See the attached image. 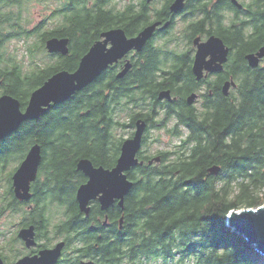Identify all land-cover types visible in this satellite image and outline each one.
<instances>
[{
	"label": "trees",
	"instance_id": "trees-1",
	"mask_svg": "<svg viewBox=\"0 0 264 264\" xmlns=\"http://www.w3.org/2000/svg\"><path fill=\"white\" fill-rule=\"evenodd\" d=\"M31 1L0 0V96L7 90L19 96H16L18 99H23L31 96L32 91L54 73L76 70L81 57L96 42L91 46L84 40L77 42L79 31L86 33L84 28L88 26L101 29L104 25L100 24L116 21L105 6V0H73L69 7H61L50 14L53 17L61 15V22L49 28L45 18L30 27L32 20L23 16V10ZM36 1L44 4L46 9L51 8L50 0ZM117 11L112 12L116 14ZM125 15L127 13L115 17ZM33 36H37L38 40L26 46L32 70L25 72L17 54L8 55L9 46L6 44L17 39L27 41ZM52 37H67L72 55L44 51L45 41ZM40 52L44 55L43 59L38 58ZM240 93L234 104L220 96L217 113L211 110L204 119L194 108H188L181 115L188 132L183 138L181 151H161V163L149 164L144 160L143 165L134 167L133 178L128 173L134 187L122 207L126 217L123 229L117 232V236L102 237L99 241L101 248L100 244H93V250H98L96 254L101 249L107 253L109 250V264H122L125 254L134 264H142V259L154 261L160 258L169 263L178 255L180 260L177 264L190 256L194 259L193 264H264L262 255L226 224V217L232 209L264 205V193H261L264 188V69L250 68V76L242 79ZM74 99L58 105L61 110L55 117L49 114L36 123L32 119L27 120L13 135L0 140V164L10 150L24 144L31 147L38 142L43 151L42 143L44 148L53 143L50 150L57 151L53 159L61 168L60 186L51 194L47 189L41 191L43 195L58 197V200L68 203L67 200L76 196L82 184L78 183L84 177L76 171L77 167L75 169L80 156L99 157L100 164L109 160L101 153L105 150L104 136L107 137L110 130L97 124L84 126L85 118L93 117L94 110L83 114L76 122L70 115L62 116L72 112L76 106L81 113L84 112L78 101L82 99V94ZM95 107L103 112L104 106ZM72 132H76L74 137ZM171 132L175 137L182 135L177 130ZM49 139L53 140L49 142ZM145 144L149 148V138ZM44 153L47 156V151ZM138 157L140 161L145 159L140 152ZM153 158L151 156L149 160ZM215 164L223 168L219 175H213L208 170ZM115 205L121 207L118 202ZM95 245L99 249H95Z\"/></svg>",
	"mask_w": 264,
	"mask_h": 264
},
{
	"label": "flooded vegetation",
	"instance_id": "flooded-vegetation-1",
	"mask_svg": "<svg viewBox=\"0 0 264 264\" xmlns=\"http://www.w3.org/2000/svg\"><path fill=\"white\" fill-rule=\"evenodd\" d=\"M50 2L52 12L55 13L61 7H69L73 0ZM120 2L123 3L121 6L118 5ZM177 2L179 5L182 3L180 8H174ZM105 6L110 9V14L116 21L100 24L104 25L101 29L85 27L86 33L79 31L77 42L84 40L85 43L90 42L91 46L95 41L106 38L103 32L118 28L124 29L126 37L132 39L145 28L155 26L141 48L134 47L126 51L109 64L97 79L70 98L71 100L82 94V99L78 101L83 107V113L76 106L72 112L62 115H70L76 122L80 116L94 110V116L85 118V124L83 121L81 123L85 127L97 124L103 129L106 126L110 130L109 135L104 136L105 150L101 153L102 157L106 155L109 159L108 163H98V156L96 159L80 156V159H91L95 166L103 165L112 169L121 154L124 138L135 135L141 120L146 123L140 151L145 156L143 160L147 163L151 156H160L162 159L161 151H154L152 154L145 144L148 138L151 140L152 132L158 129H165L167 133L180 131L183 143V131L187 129L182 116L188 108H194L202 119L211 110L216 114L220 96L234 104L241 94L242 79L250 76V68L264 69V57L258 67H252L247 59L248 54L257 53L264 45V0H105ZM113 10L118 11L113 14ZM126 13L120 18L115 17ZM211 37H219L224 41L229 48L227 59L222 65L220 61L217 65L215 57L208 54L204 59L203 75L198 79L193 67L199 44L207 42ZM112 44L106 43L107 48H111ZM43 49L46 50L45 44ZM71 49L73 53V41ZM226 83L230 84L228 94L224 91ZM163 91H169L171 99L161 98ZM5 93L17 96L7 90H4L3 94ZM193 93L197 94V98L193 104H189L188 97ZM29 97L30 95L20 99L22 108L27 106ZM95 106H104L103 112H99ZM60 110V106H57L34 121H42L49 114L55 117ZM173 121L174 127L168 128ZM75 134L76 132H72V137ZM52 140L49 139V142ZM52 144H47L44 148L42 143V169L36 180L31 182L30 198L16 195L12 176L6 189L0 178L2 264H82L88 260L109 264V250L107 253L105 249H101L96 254L98 250H93V244H100L102 237L117 236V232L122 231L120 220L126 218L123 208L115 205L103 209L99 195L90 201L92 210L90 215H86L77 196L67 200L68 203L66 200H58V197L43 195L41 190L47 189L51 194L53 189L60 186L61 168L53 159L57 151L50 150ZM30 148L27 146L22 160ZM153 163L159 164L161 160H154ZM135 168L129 171L131 178ZM76 171L84 176L78 185L90 180L82 170ZM61 242L64 245L60 248L59 256L55 257L53 253H48L46 257L43 255L45 249L55 248ZM94 248L99 249V246L95 245Z\"/></svg>",
	"mask_w": 264,
	"mask_h": 264
},
{
	"label": "water",
	"instance_id": "water-1",
	"mask_svg": "<svg viewBox=\"0 0 264 264\" xmlns=\"http://www.w3.org/2000/svg\"><path fill=\"white\" fill-rule=\"evenodd\" d=\"M182 1V0H181ZM181 5L177 4L174 8ZM155 25L145 28L140 35L135 38L128 39L124 29H112L103 33L106 38L100 40L85 54L78 68L72 72L62 70L54 74L43 86L32 91L27 106L23 109L20 99L12 94L5 93L0 96V105L3 106V116L0 118V140L6 138L11 133L17 131L21 125L27 120H36L40 118L49 107L59 104L69 99L76 91L87 86L103 71L110 63L117 60L124 54V51L131 48H141L146 39L151 35ZM112 42V47L106 51V43ZM69 39L67 37H52L45 41V46L51 52L61 51L69 54ZM229 48L219 37H211L207 42L199 44L195 64L193 70L198 79L203 75L204 59L208 54L215 57V62L222 63L227 59ZM219 54V55H218ZM264 57V45L257 53L247 55L249 64L252 67H258L261 59ZM219 65V66H221ZM218 68V67H217ZM230 84L226 83L224 91L228 94ZM161 98H170L169 91H163ZM197 98V94L193 93L188 97L189 104H193ZM171 99V98H170ZM146 128L144 121L138 122V129L133 138H129L124 142L122 147V155L117 165L113 169H104L103 167L95 168L92 162L82 158L79 161V169L90 177L86 184H82L77 192V198L83 210L89 212V202L100 195L102 208H107L113 201V198H121L120 204L124 206L125 196L133 189L134 182L129 180L126 171H129L135 164L140 163L136 154L141 147L143 133ZM23 164L14 175V185L16 195L20 198H30L31 182L37 176V170L41 161L40 146L32 147L25 157ZM155 161H160L161 157L157 156ZM150 160L149 163H153ZM141 161V165L144 164ZM222 166L215 164L208 170L213 175H219ZM123 218H121V225ZM227 226L232 231L243 236L248 244L254 247L264 259V205L259 207H243L240 209H232L226 217ZM60 252L59 246L56 250H45L43 255L46 257L48 253H53L55 257ZM0 264L2 260L0 259ZM83 264H98L94 260H90Z\"/></svg>",
	"mask_w": 264,
	"mask_h": 264
},
{
	"label": "rangeland",
	"instance_id": "rangeland-1",
	"mask_svg": "<svg viewBox=\"0 0 264 264\" xmlns=\"http://www.w3.org/2000/svg\"><path fill=\"white\" fill-rule=\"evenodd\" d=\"M123 3H119L118 5L121 6ZM55 6V5H54ZM52 13V7L50 9H46L45 5L40 3L39 1L33 0L29 2L27 5H25V8L23 10V16L25 18H30L32 20L30 27H32L34 24L40 23L43 19L47 18V27L51 28L54 23H57V21L61 22L63 17L61 15H56V16H51L50 14ZM38 40L37 36H33L29 38L27 41L24 39H17V40H12L11 42L7 41L6 46H9L7 48V53L14 55L17 54L18 58L22 60V68L25 72L32 70V67L28 64L30 53L26 49V46L28 44H32L35 41ZM38 58L43 59L44 55L42 52H40V55ZM18 61L21 63V61ZM1 65L4 67V65L1 63ZM35 65V64H33ZM33 86V85H32ZM174 127V121L170 124L168 128H173ZM187 131L184 130V135L183 138L186 136ZM129 138V137H128ZM158 138V139H157ZM125 139H127L125 137ZM149 141V149L151 153L153 154L154 151H171L172 153L175 151H181V145L183 144L182 138L181 137H174L172 133L166 132L165 129H158L154 132H152L151 137ZM179 146V147H176ZM26 149L27 145H22L20 148L16 150H12L5 159V161L0 164V178L2 180V184H5V189L8 188V183L9 180L11 179L12 174L14 173L16 167L19 166L21 163L22 158L26 154ZM183 150V149H182ZM175 156V155H174ZM261 193H264V188L261 190ZM127 250V248H126ZM142 259V264H177L180 260L179 255L176 256L175 260H171L169 263H166L163 261V259H158L154 261H143ZM194 259H192V256L188 257L185 259L182 263L180 264H193ZM122 264H134L128 257V255H124L122 259Z\"/></svg>",
	"mask_w": 264,
	"mask_h": 264
},
{
	"label": "bare ground",
	"instance_id": "bare-ground-1",
	"mask_svg": "<svg viewBox=\"0 0 264 264\" xmlns=\"http://www.w3.org/2000/svg\"><path fill=\"white\" fill-rule=\"evenodd\" d=\"M107 31H109V30H107ZM107 31H105V32H107ZM105 32H103V33H105ZM152 32H153V31H152ZM98 41H100V40H97L95 43H97ZM95 43L90 47V49L95 45ZM68 46H69V45H68ZM142 46H143V45H142ZM46 49L48 50L49 53H53V54H54V53H60V54H62V55H68V54H64V53L61 52V51H54V52H51L48 48H46ZM90 49H89L85 54H87V53L90 51ZM109 49H110V48H107V46H106V51H107V52H108ZM131 49H132V48H131ZM126 51H128V50H126ZM126 51H124V53H125ZM69 53H70V48H69ZM85 54H84V55H85ZM84 55H83V56H84ZM83 56H82V57H83ZM82 57H81V58H82ZM80 60H81V59H80ZM115 61H116V60H115ZM113 62H114V61H113ZM113 62H110L109 64H111V63H113ZM79 64H80V63H79ZM109 64H108L107 66H109ZM78 66H79V65H78ZM107 66H106L105 68H107ZM105 68H104L103 70H105ZM60 71H62V70H60ZM67 71H68V70H67ZM58 72H59V71H58ZM70 72H71V71H70ZM102 72H103V71H102ZM102 72H101L100 74H102ZM56 73H57V72H56ZM56 73H54V74H56ZM54 74H53V75H54ZM100 74L97 76V78L100 76ZM53 75H51V76H50V77H49V78H48V79H47V80H46L41 86H43V85H44V84H45V83H46V82H47V81H48ZM97 78H96V79H97ZM88 85H89V84H88ZM88 85H87V86H88ZM41 86H40V87H41ZM85 87H86V86H85ZM85 87H83V88H85ZM38 88H39V87H38ZM83 88H82V89H83ZM82 89H81V90H82ZM78 91H80V90H78ZM78 91H76L75 93H77ZM75 93H74V94H75ZM74 94H73V95H74ZM73 95H72V96H73ZM72 96H71V97H72ZM71 97H70V98H71ZM70 98H69V99H70ZM69 99H67V100H69ZM67 100H65V101H67ZM65 101H63V102H65ZM63 102H61V103H59V104H54V103H53L52 107H49L45 112H43V114H47V113H49L53 108L57 107L58 105L62 104ZM43 114H42V115H43ZM136 132H137V131H136ZM144 133H145V131H144ZM144 133H143V136H144ZM135 135H136V133H135ZM135 135H134V136H135ZM134 136L129 137V138H133ZM129 138H127V139H129ZM127 139H125L124 142H125ZM142 141H143V137H142ZM124 142L122 143V146H121V154H120L119 158H120L121 155H122V147H123V145H124ZM36 145H39V146H40V150H41V161H40V163H39L38 170H37V176H38V174H39V170H40V165H41V163H42V146H41L38 142H36V143H34V144L31 145V148L34 147V146H36ZM141 148H142V142H141V147H140L139 151H138L137 154H136V156H137L138 159H139L138 154H139V152L141 151ZM119 158H118V160H119ZM25 159H26V158L23 159V161L19 164V166H18V167L16 168V170L14 171V173H13V175H12L13 180H14V175H15V173H16L17 170L20 168V166L23 164V162H24ZM81 159H82V158H81ZM85 159L90 160L89 158H85ZM154 159H155V157H154L152 160H154ZM118 160H117V163H118ZM139 160H140V159H139ZM79 161H80V160H79ZM90 161H91V160H90ZM142 161H143V160H142ZM91 162H92V161H91ZM149 162H150V160H149ZM117 163H116V165H117ZM92 164H93V166H94L95 168L103 167L104 169H109V168H105L104 166H95V164H94L93 162H92ZM139 164H141V161H140V163L135 164L132 168H134L135 166H137V165H139ZM149 164H151V163H149ZM116 165H115V166H116ZM142 165H143V164H142ZM115 166H114V167H115ZM76 167H77V170H82V169H79V162L77 163ZM114 167H113V168H114ZM113 168H112V169H113ZM132 168H131V169H132ZM131 169H130V170H131ZM110 170H111V169H110ZM130 170H129V171H130ZM129 171H126V173L128 174ZM37 176H36V178H37ZM36 178H35L32 182H34V181L36 180ZM128 178H129V176H128ZM129 180H130V179H129ZM131 181H132V180H131ZM88 182H89V180H88L87 182H85V183H82V184H86V183H88ZM82 184H81V185H82ZM81 185H80V186H81ZM80 186H79V187H80ZM79 187H78V189H79ZM78 189H77V192H78ZM30 190H31V192H32V185H31V189H30ZM130 192H131V191H130ZM130 192H129V193H130ZM129 193H128V194H129ZM128 194H127V195H128ZM127 195H126V196H127ZM76 196H77V194H76ZM126 196H125V198H126ZM120 201H121V198L115 196V197L113 198V201L110 203V205H109L108 207L113 206L116 202H118V204L121 206ZM100 202H101V200H100ZM124 202H125V199H124ZM101 206H102V203H101ZM89 207H90L89 212H87L86 210H83V209L81 208V209L83 210V212H84L86 215H89L90 212H91V204H90V202H89ZM108 207H107V208H108ZM121 207H122V206H121ZM107 208H105V209H107ZM120 223H121V222H120ZM120 226L122 227V225H120ZM63 245H64V243L61 242V243H60L59 245H57L55 248H48V249H45V250H56V249L58 248V246H59V249H60ZM60 253H61V249H60V252H59L58 256L60 255ZM88 261H90V260H88ZM88 261H83V263L88 262ZM83 263H82V264H83ZM98 264H99V263H98Z\"/></svg>",
	"mask_w": 264,
	"mask_h": 264
},
{
	"label": "snow or ice",
	"instance_id": "snow-or-ice-1",
	"mask_svg": "<svg viewBox=\"0 0 264 264\" xmlns=\"http://www.w3.org/2000/svg\"><path fill=\"white\" fill-rule=\"evenodd\" d=\"M2 116H3V106L0 105V118H2Z\"/></svg>",
	"mask_w": 264,
	"mask_h": 264
}]
</instances>
